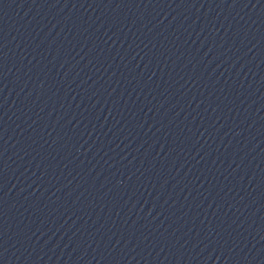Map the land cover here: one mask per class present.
I'll return each mask as SVG.
<instances>
[{
	"label": "water",
	"instance_id": "1",
	"mask_svg": "<svg viewBox=\"0 0 264 264\" xmlns=\"http://www.w3.org/2000/svg\"><path fill=\"white\" fill-rule=\"evenodd\" d=\"M264 98V0H174Z\"/></svg>",
	"mask_w": 264,
	"mask_h": 264
}]
</instances>
